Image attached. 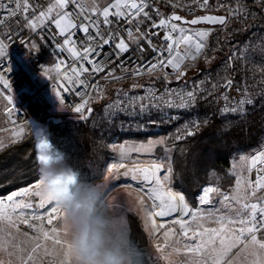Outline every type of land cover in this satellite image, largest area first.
Segmentation results:
<instances>
[{"label": "snow or ice", "instance_id": "snow-or-ice-1", "mask_svg": "<svg viewBox=\"0 0 264 264\" xmlns=\"http://www.w3.org/2000/svg\"><path fill=\"white\" fill-rule=\"evenodd\" d=\"M255 3L264 11V0H255ZM198 6L205 11L211 7L209 0H200ZM171 7L177 9L180 5L172 4ZM229 11L233 21L246 20L251 14L246 0H236L235 7L230 6ZM0 12L4 13L0 16V85L4 89L10 88L6 73L13 69L6 61L15 40L19 39L24 46L26 58H32L41 51L40 45L34 39L24 40L21 34L27 30L44 41L42 32H49L53 59L41 65L54 66L62 76L53 80L47 74L42 75L41 65H38L39 75L50 84L58 110L71 111L81 121L89 120L93 103L106 100L105 91L98 82H93V77L100 73H106V82L109 77L120 81L145 75L152 81L147 87L138 83L130 86L133 90L143 89L142 95L117 89L115 101L108 102L106 107L110 118L125 113L143 117L152 124L172 122L181 117L171 115L170 110L190 113L198 105L207 103L213 117L244 119L248 106H254L257 99L264 105V66L260 68V80L251 87L247 80L241 84L230 75L237 62L249 61L256 50L264 58V44L253 45L249 41L242 47L238 46L224 59L221 72L215 76L208 73L198 82H193L191 87L187 84L188 69L197 61L203 59L211 66L215 60L210 38L216 31L215 26L227 29V15L205 14L188 20L173 11L168 16L161 13L155 0H114L103 8L96 0H52L46 8L34 5L30 0H0ZM121 22L124 27H119ZM179 22L201 27L185 28ZM102 24L117 27L115 30L109 28L105 33ZM52 25L54 29L50 31ZM77 32L83 36L77 37ZM122 33H126V37ZM153 38H158L160 43L155 44ZM216 44H220L218 36ZM105 46H110V50L105 52ZM65 54L71 62L62 58ZM126 55L128 61L135 57L131 70L125 66ZM117 69L125 75H115ZM165 69H171V72ZM170 76H174L177 82L183 81L184 86L170 87ZM155 83H161L163 89L155 87ZM233 90L237 96L231 95ZM68 93L79 96L81 102L66 103ZM4 98L8 104L6 111L11 113L15 109L14 97L9 92ZM221 102L222 106H218ZM154 112L160 114L158 118H153ZM211 123L212 117L205 113L203 119H191L183 124L174 137L160 136L147 142L119 146L113 144L112 150L118 153V158L108 163L105 171L114 182L124 180L126 188L131 187L127 183L129 180L140 185L138 191L143 195H137L135 199L137 209L142 213L145 232L190 241L184 243V251L191 258V264H264V144L251 154L240 155L233 163L230 175L235 177V185L230 192L221 190V178L213 172V183L203 187L196 196L200 207L190 202L184 191L173 187V149L169 141L195 137L202 126ZM137 127L142 128L143 125L138 124ZM29 128H32L30 122L21 125L9 143L20 139ZM5 146L0 140V148ZM157 146L164 152L163 159L146 166L131 160L132 153H152ZM38 147L43 151L50 150L52 145L43 138ZM47 159L43 154L38 156L41 165ZM253 172L256 173L255 179L252 178ZM63 183V180L49 182L41 171L34 184L0 196V256H8L7 264H14V257L18 264H35L33 256L17 254L19 246L14 243L15 235L20 232L21 225H25L45 239L50 238L49 229L67 192L61 187ZM214 196L221 197L215 201L219 207L213 206ZM204 205L212 207L205 211L202 210ZM165 217H171V227L158 222L157 218ZM0 264H5L2 258Z\"/></svg>", "mask_w": 264, "mask_h": 264}, {"label": "rangeland", "instance_id": "rangeland-1", "mask_svg": "<svg viewBox=\"0 0 264 264\" xmlns=\"http://www.w3.org/2000/svg\"><path fill=\"white\" fill-rule=\"evenodd\" d=\"M212 1H223L226 3L236 2V0ZM89 2H91V0H89ZM96 3L103 8L114 3V0H96ZM181 26L192 28L185 25ZM199 61L197 62V67L193 66L191 71L187 72V78H193L200 72L201 68L199 67ZM244 64L248 67L247 70L250 69V71H252L251 74L257 73L259 77L253 84L258 83L262 75L260 68L264 66V58L261 57L259 50L253 52L251 54V59L247 62L244 61ZM246 79H249V76ZM7 106L6 99L3 94H0V140H3L6 146L11 144L9 141L12 139L14 132L19 128H11L10 121L5 116ZM92 107H97V109L85 125H79L78 122L68 120L65 117L62 118L61 123L55 124L52 129L51 141L54 146L57 147L58 157L44 177L49 182L73 178H76L77 181L69 183L63 180L64 183L61 187L66 188L67 192L66 195L62 197L59 206L60 212L56 220H54V224L49 229L50 238L45 239L43 235L35 233L25 225H21L20 232L15 235L14 243L19 246V252L17 254L23 257L33 256L35 264H45L44 262L39 263V258L43 257L47 251L48 254L49 252L53 254V251L56 253L52 262L46 259L47 264H60V262L63 264V256H68V260H71L72 264H84L83 254L90 250L88 248V243L93 238V234H84L79 238L74 237L65 219V208L68 204V195L70 193L74 194L84 187L91 189L96 194L90 207L99 221L100 237L97 240V248L104 254L106 264H130L134 255V249L129 242L130 227L127 216L129 213H133L138 216L141 223H143L142 213L138 211L135 199L137 195H143V193L138 191L140 185L137 184V182L127 181V183L131 185V187L128 188L123 186L125 183L124 180L114 182L108 176L105 169L108 163L118 158V153L112 150L111 146L113 144L119 146L125 143L132 144L139 142L129 140L117 141L115 132H118V130L113 122L107 119L102 108L103 105L95 102L92 104ZM195 119H197V115ZM188 121V118L180 120L171 131L168 130L149 139H157L160 136L174 137L177 130L181 129L183 124ZM85 128L92 130L94 135V146L90 151L85 149L80 138L81 132ZM172 142L173 140L169 141V146L173 149L171 152V163L174 152ZM262 144H264V136L262 137L259 147L254 148L250 152H240L236 154L232 159L231 165H233L240 155L251 154L253 151L259 149ZM163 157L164 152L160 146H157L152 153L131 154L132 161H139L145 166L156 162L158 159H163ZM231 170L232 168L230 167V173ZM163 174L164 173L161 172V175ZM255 175L256 173L253 172V179H255ZM114 184L116 186H114ZM234 185L235 181L229 189L221 190L228 192ZM157 220L166 227L172 226L170 221L161 222L159 218H157ZM45 227H47V225ZM146 234L148 241L145 246V252L148 261L151 256L156 254V248L161 246H164L163 251L165 253H169L167 255V260L172 264L176 263L178 257L183 258L186 256V253L181 248L183 243L180 237L179 241L173 243L168 239L163 240L161 236H156L151 232H146ZM42 260L45 261L44 259ZM13 262L14 264H18L15 257L13 258ZM5 264H7V261H5Z\"/></svg>", "mask_w": 264, "mask_h": 264}, {"label": "trees", "instance_id": "trees-1", "mask_svg": "<svg viewBox=\"0 0 264 264\" xmlns=\"http://www.w3.org/2000/svg\"><path fill=\"white\" fill-rule=\"evenodd\" d=\"M223 2V1H220ZM249 6L248 18L229 20L227 29L216 27V31L210 40L212 55L215 60L212 65L205 64L203 59L199 61L200 72L192 79L198 82L208 73L215 76L223 69L224 59L236 48L242 47L245 43L252 42L253 45L264 44V12L259 7L254 6L250 0H246ZM160 7L165 15L170 16L174 10L166 4L160 2ZM254 14V15H252ZM219 37L220 44H216V37ZM219 49V50H218ZM244 61L237 62L235 70L230 75L236 82L243 84L248 80L251 87L259 77L257 73L251 74L247 70ZM249 79H246L248 76ZM148 81V80H146ZM210 86V85H209ZM231 95H238L235 90ZM97 107H94V111ZM205 113L212 117V123L202 126L195 137L185 140L173 141L174 148L172 166L174 173L173 187L175 190L184 191L188 195L190 202L197 206L196 196L201 189L213 183L211 174L216 173L220 177L219 187L223 190L229 189L234 184V176L230 175L231 161L240 152H250L259 147L264 136V105L257 99L254 106H250L244 119L239 117H229L224 120L219 116L213 117L211 106L207 103L198 105L195 116L189 118L203 119ZM46 118L39 122L45 127V137L52 145L50 150H40L38 147V137L32 126L26 130L24 135L16 142L0 149V196H7L11 191L28 187L34 184L40 176L41 171L45 176L53 162L58 157L57 147L51 141L54 123ZM62 122V118H58ZM60 122V123H61ZM85 125V122H78ZM229 124L228 127H225ZM174 125L167 126L160 133L152 134H131L115 132L117 141L129 140L135 142L147 141L151 137H156L166 131L174 129ZM81 141L86 150L93 149L94 135L92 130L85 128L81 132ZM45 155L48 159L41 165L38 161L39 155ZM68 182V179H63ZM76 182L77 179H70ZM130 227L129 242L134 249V255L130 264H149L146 256L145 246L147 245V234L138 216L133 213L128 214Z\"/></svg>", "mask_w": 264, "mask_h": 264}, {"label": "built area", "instance_id": "built-area-1", "mask_svg": "<svg viewBox=\"0 0 264 264\" xmlns=\"http://www.w3.org/2000/svg\"><path fill=\"white\" fill-rule=\"evenodd\" d=\"M254 5L258 6L255 3V0H250ZM31 3L40 4L42 7H47L52 0H30ZM151 2V0H149ZM160 2L166 4L168 7H171L172 4H179L180 7L177 9H172L177 13L183 14V16L187 18H193L199 15L205 14H216V15H227L229 16V20H231V14L229 11V7H235V3H226V2H214L209 0L211 7L205 11L204 9L198 6L200 0H155V3L160 7ZM223 5L224 7H219ZM69 10H72L71 8ZM161 13H163V9L160 7ZM4 13L0 12V16H3ZM154 15V13H153ZM102 19V17H101ZM112 19V17H110ZM158 21V18H157ZM15 27V25H13ZM117 25H101L102 30L107 33L109 28L115 30ZM119 27H124V24L121 22ZM201 27V26H200ZM197 28V27H195ZM216 28V27H215ZM54 29V25L51 26V30ZM91 31V29H90ZM161 36L163 35V31H161ZM42 35L45 37L44 41H41L39 37L35 36L33 33L28 32L25 30L21 37L24 40L34 39L40 45L41 51L35 54L32 58H26L25 56V49L24 46L20 44L19 39H16L15 42L11 45L8 60L6 62H10L12 66V72L6 73V79L10 83L9 89H4L3 85H0V92L3 93V96L7 93H11L14 97L15 109L9 113L5 110V116L10 121L11 128H17L21 125L25 124L26 122L37 121L40 122L46 118H68V117H77V115L71 111H59L57 106L55 105V98L52 94L50 84L39 75V68L38 65L47 64L50 60L53 59L52 57V42L51 36L49 32H42ZM125 35L126 33H122ZM83 33L77 32V37H82ZM153 42L155 44H159L160 40L158 38H153ZM143 44V41H142ZM131 47H135L131 45ZM110 50V46H105V52ZM145 55H148V50L146 48ZM62 58L70 61V58L63 56ZM134 61L135 57H133L132 61H128L127 55L125 56V66L129 70L134 68ZM198 62V61H197ZM197 62L194 65L197 67ZM190 63V62H189ZM194 67V68H195ZM192 69L189 68L188 72ZM91 71V69H90ZM107 71V70H106ZM167 72H171V69H165ZM106 73H100L93 77V82H98L101 89L105 91L106 100L99 101L100 105H103L104 113L107 116V119L110 122H113L115 127L117 128L118 132L121 133H131V134H152V133H160L163 131L167 126H171L179 122L180 120L187 119L193 117L196 113V109L193 112L186 113L183 110L179 112L177 110H170L171 115H179L181 118L172 122H164V123H156L152 124L149 123L145 118L140 116H131L125 113H120L113 117H109L108 113L106 112L107 103L110 101H115L116 99V90L117 89H125L129 92V94H143V89H131V85L133 83L143 84L145 87L149 86L152 81H150L147 75L140 76V77H132L129 79H124L120 81H114L111 77H109L108 81L104 80V76ZM115 75L123 76L125 73H122L119 69L116 70ZM172 80L170 87H183L184 82L180 81L177 82L174 76H170ZM187 80V84L189 87L195 82L192 78H185ZM148 80V81H146ZM155 87L163 89V85L161 83H155ZM81 91H83L81 89ZM88 92L92 95L95 93L92 92L91 89H88ZM81 98L79 96L74 95L73 93L66 94V103L76 104L80 103ZM222 103L220 106H222ZM8 107V106H7ZM250 106H248L249 111ZM7 109V108H6ZM247 111V113H248ZM159 113H153V118H158ZM247 115V114H246ZM15 121V123H13ZM143 125L142 128H138L137 125ZM183 246H181L182 250L184 251V243H191L190 241H183ZM164 246L156 248V254L151 256L149 259V264H172L167 259V255L169 253H165L163 251ZM185 252V251H184ZM185 254V253H183ZM186 256L183 258H177L175 264H191V258L185 254Z\"/></svg>", "mask_w": 264, "mask_h": 264}, {"label": "clouds", "instance_id": "clouds-1", "mask_svg": "<svg viewBox=\"0 0 264 264\" xmlns=\"http://www.w3.org/2000/svg\"><path fill=\"white\" fill-rule=\"evenodd\" d=\"M41 74H47L53 80L61 78L60 73L54 66L41 65ZM36 132L38 140L45 137V127L37 121L30 122ZM96 194L89 188H81L80 191L67 197L68 204L65 208L66 222L69 225L70 231L74 237L79 238L84 234H94L93 238L88 243L89 251L83 254L84 264H106V259L103 253L97 248V240L99 237V221L91 211V204L95 199Z\"/></svg>", "mask_w": 264, "mask_h": 264}, {"label": "crops", "instance_id": "crops-1", "mask_svg": "<svg viewBox=\"0 0 264 264\" xmlns=\"http://www.w3.org/2000/svg\"><path fill=\"white\" fill-rule=\"evenodd\" d=\"M190 1V0H189ZM254 6H256V5H254ZM256 7H259V6H256ZM264 12V11H263ZM0 93H2V92H0ZM232 162V161H231ZM231 168H232V165L230 166ZM232 171V170H231ZM232 190V189H231ZM231 190H229L228 192H230ZM224 192V191H223ZM228 192H225V193H228ZM219 199H221V197H218V196H214V205L213 206H215V207H219V205L218 204H216L215 203V201L216 200H219ZM198 207H200L199 205H198ZM210 207H212V206H210V205H204V206H202V210H207V209H209ZM142 225H143V223H142ZM144 226V225H143ZM94 235V234H93ZM100 237V236H99ZM98 237V238H99ZM162 237V239L164 240V239H168L170 242H173V243H175V242H177V241H179V237H175V238H167V237H164V236H161ZM55 251H53V254L51 253V252H49V254H48V251L47 252H45V255L43 256V257H40L39 258V263H42V262H44L45 264H47V262H46V259H48V261L49 262H52L53 260H54V256H55ZM0 258H2L4 261H8V259H7V255L5 256H0ZM42 259H44L45 261H43ZM64 261V263L63 264H72L71 263V260H68V256H63V259H62V262ZM60 264H62L61 262H60Z\"/></svg>", "mask_w": 264, "mask_h": 264}, {"label": "water", "instance_id": "water-1", "mask_svg": "<svg viewBox=\"0 0 264 264\" xmlns=\"http://www.w3.org/2000/svg\"><path fill=\"white\" fill-rule=\"evenodd\" d=\"M177 15H181L180 13H177V12H175ZM172 15V14H171ZM211 15H216V14H211ZM181 16H183V15H181ZM185 19H188V20H190V19H192V18H187V17H185V16H183ZM193 18H195V17H193ZM181 25H185V26H190V25H186V24H184L183 22H179ZM190 27H192V28H195V27H200V26H190ZM215 27H220L219 25H217V26H215ZM93 108V107H92ZM93 113H94V108H93V111H92V114H91V117H92V115H93ZM90 117V118H91ZM89 118V119H90ZM68 120H71V121H74V122H85V121H81V120H79L77 117H68L67 118ZM48 121H51V122H53L54 124H58V123H60L61 122V120L60 119H58V118H54V117H51V118H49L48 119Z\"/></svg>", "mask_w": 264, "mask_h": 264}, {"label": "bare ground", "instance_id": "bare-ground-1", "mask_svg": "<svg viewBox=\"0 0 264 264\" xmlns=\"http://www.w3.org/2000/svg\"><path fill=\"white\" fill-rule=\"evenodd\" d=\"M161 222H168L171 221V217L159 218ZM159 222V221H158Z\"/></svg>", "mask_w": 264, "mask_h": 264}, {"label": "flooded vegetation", "instance_id": "flooded-vegetation-1", "mask_svg": "<svg viewBox=\"0 0 264 264\" xmlns=\"http://www.w3.org/2000/svg\"><path fill=\"white\" fill-rule=\"evenodd\" d=\"M181 15H183V14H181Z\"/></svg>", "mask_w": 264, "mask_h": 264}]
</instances>
